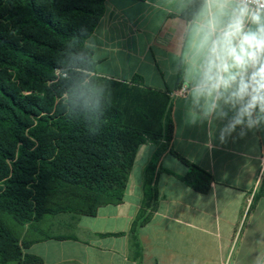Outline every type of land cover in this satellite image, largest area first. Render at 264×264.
<instances>
[{
    "label": "trees",
    "instance_id": "obj_1",
    "mask_svg": "<svg viewBox=\"0 0 264 264\" xmlns=\"http://www.w3.org/2000/svg\"><path fill=\"white\" fill-rule=\"evenodd\" d=\"M104 3L0 0V264L39 263L25 250L50 238L40 227L46 219L94 216L99 207L120 203L145 143L156 151L130 228L133 244L157 209L165 172L159 161L173 129L170 101L94 74L85 41ZM169 152L187 166L176 177L206 193L211 175Z\"/></svg>",
    "mask_w": 264,
    "mask_h": 264
},
{
    "label": "crops",
    "instance_id": "obj_2",
    "mask_svg": "<svg viewBox=\"0 0 264 264\" xmlns=\"http://www.w3.org/2000/svg\"><path fill=\"white\" fill-rule=\"evenodd\" d=\"M155 8V10H154ZM184 18L167 0H105L104 12L85 41L95 61L94 74L164 95L170 101L172 137L161 156L158 206L150 220L130 228L142 204L145 168L156 146L138 147L123 197L94 216L62 214L46 219L50 238L29 245L36 264H260L264 262V126H238L222 142L217 120L211 127L186 116L180 72L174 53ZM179 59V53H176ZM212 135H209V132ZM209 173L202 194L177 176L187 166L169 152ZM260 176V178H259Z\"/></svg>",
    "mask_w": 264,
    "mask_h": 264
},
{
    "label": "clouds",
    "instance_id": "obj_3",
    "mask_svg": "<svg viewBox=\"0 0 264 264\" xmlns=\"http://www.w3.org/2000/svg\"><path fill=\"white\" fill-rule=\"evenodd\" d=\"M167 6L184 18L174 68L187 118L210 127L226 120L222 142L238 126H264V0H167Z\"/></svg>",
    "mask_w": 264,
    "mask_h": 264
},
{
    "label": "built area",
    "instance_id": "obj_4",
    "mask_svg": "<svg viewBox=\"0 0 264 264\" xmlns=\"http://www.w3.org/2000/svg\"><path fill=\"white\" fill-rule=\"evenodd\" d=\"M183 93H184V89H183V87H180V88H178L175 92H173L174 95H183ZM262 162H263V167H262V170H261L260 175H262V172H263V170H264V156H263V158H262ZM259 178H260V176H259Z\"/></svg>",
    "mask_w": 264,
    "mask_h": 264
}]
</instances>
